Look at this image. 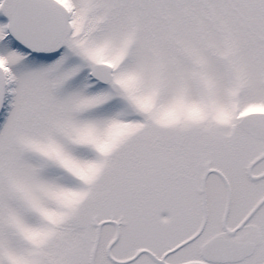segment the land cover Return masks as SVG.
Returning <instances> with one entry per match:
<instances>
[{
  "label": "snow or ice",
  "instance_id": "1",
  "mask_svg": "<svg viewBox=\"0 0 264 264\" xmlns=\"http://www.w3.org/2000/svg\"><path fill=\"white\" fill-rule=\"evenodd\" d=\"M0 264H264V0H0Z\"/></svg>",
  "mask_w": 264,
  "mask_h": 264
}]
</instances>
